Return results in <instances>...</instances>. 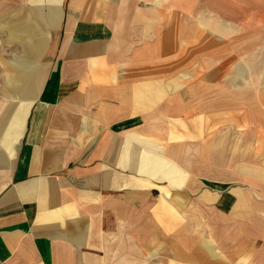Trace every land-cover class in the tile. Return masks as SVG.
<instances>
[{
    "label": "crops",
    "instance_id": "1",
    "mask_svg": "<svg viewBox=\"0 0 264 264\" xmlns=\"http://www.w3.org/2000/svg\"><path fill=\"white\" fill-rule=\"evenodd\" d=\"M200 2L6 4L0 264H264V72Z\"/></svg>",
    "mask_w": 264,
    "mask_h": 264
},
{
    "label": "rangeland",
    "instance_id": "2",
    "mask_svg": "<svg viewBox=\"0 0 264 264\" xmlns=\"http://www.w3.org/2000/svg\"><path fill=\"white\" fill-rule=\"evenodd\" d=\"M9 1L18 0H0V44L1 25H7L9 17L2 19L1 14L7 10ZM200 3L207 13L220 17L222 26H227V39L236 53L250 55V72H264V0H201Z\"/></svg>",
    "mask_w": 264,
    "mask_h": 264
},
{
    "label": "bare ground",
    "instance_id": "3",
    "mask_svg": "<svg viewBox=\"0 0 264 264\" xmlns=\"http://www.w3.org/2000/svg\"><path fill=\"white\" fill-rule=\"evenodd\" d=\"M27 30V28H25ZM28 31V30H27Z\"/></svg>",
    "mask_w": 264,
    "mask_h": 264
}]
</instances>
